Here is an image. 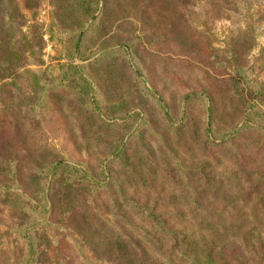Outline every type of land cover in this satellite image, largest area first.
<instances>
[{
	"label": "rangeland",
	"instance_id": "374dc122",
	"mask_svg": "<svg viewBox=\"0 0 264 264\" xmlns=\"http://www.w3.org/2000/svg\"><path fill=\"white\" fill-rule=\"evenodd\" d=\"M150 3L18 0L23 31L44 44L12 71L0 24V164L20 167L30 195L37 166L67 162L87 175L78 181L61 169L54 182L50 172L48 205L52 183L72 184L73 201L36 218L41 261L264 264V188L246 197L254 172H264L263 135L253 129L221 149L202 146L206 134L220 142L213 132L244 122L230 115L236 68L264 81V0ZM115 123L119 131L108 130ZM121 136L128 146L118 156ZM164 220L176 236L162 233ZM22 223L0 194V264H25Z\"/></svg>",
	"mask_w": 264,
	"mask_h": 264
},
{
	"label": "trees",
	"instance_id": "16d2710c",
	"mask_svg": "<svg viewBox=\"0 0 264 264\" xmlns=\"http://www.w3.org/2000/svg\"><path fill=\"white\" fill-rule=\"evenodd\" d=\"M92 1V0H91ZM98 1V0H97ZM168 1V0H167ZM166 0H151L150 7L154 9L155 6L159 8L163 7V3ZM94 7L93 5H90ZM25 16L22 13V10L18 4V0H0V24L4 28L5 33V41L7 45L11 48L10 57L6 60L5 69L8 71H12L14 67L22 66L27 60V54H36L38 47H42L44 44V37L40 33L34 32V34L26 33L23 31V25L25 24L24 20ZM129 47L130 56L132 61H134L135 53L132 51L133 46L129 43L127 45ZM124 50L123 47L118 48ZM117 51V50H116ZM119 52V51H118ZM15 56H18L15 57ZM128 56V55H127ZM135 58V59H134ZM85 65H77L73 64L70 69L75 72L80 68H84ZM236 72L240 75V79L233 83L232 93L230 95L231 102L234 105L233 110L230 115L234 116L237 114L241 119H243V124L239 126V129L235 132L234 125L230 126L224 134L217 135L213 132V137L215 139H223L220 142H216L209 138V135L206 134L205 141H202L203 151L209 152L211 148H216V150L226 147L229 144H234V140L239 138V136L244 135L246 132L251 130H257L263 135L261 138L262 148L264 147V81L257 80L249 74L245 68L237 67ZM10 72H7L8 75ZM138 74V73H136ZM142 80V91L146 94L149 93V88L146 85V81L142 78L141 75H138ZM194 95L192 97H196ZM80 97L77 98L78 102H81ZM217 106L214 109V113L211 114L209 124L207 126V130L214 131L213 122L215 121L214 117L218 116ZM235 113V114H234ZM108 130L117 129L119 131L120 126L115 124H109ZM182 126H186L185 123ZM188 128V126H186ZM181 127L177 128V131H181ZM116 131V133L118 132ZM181 133V132H178ZM124 134V133H123ZM119 135V132L116 134ZM225 139V140H224ZM116 141V140H115ZM177 142H180L178 139ZM122 136L117 138V142H115V147L113 145L112 153H117L118 156L123 154L128 146V143L123 146ZM122 147V148H121ZM121 148V150H120ZM260 148V149H262ZM264 149V148H263ZM15 163V162H14ZM48 165L37 166L35 172L32 174V179L36 181L34 184L36 189L33 194L25 192L24 190V178L21 172L20 167L16 166L11 162L8 166H3L0 164V178L2 177V182L0 184V194L9 201V203L14 206L17 211H20V214L23 218V223L20 224V230L23 232V236L25 239V264H46L42 260V251H40V255L38 253L40 242L43 239V236L37 232L38 228L43 224L37 222L36 218L43 219L44 214H49L52 217L53 212L55 211V207L57 202H61L62 205L67 209L68 206L71 205L73 201V196L71 193L72 184L64 183L62 184L61 190L57 188L55 190L54 183L50 186V191L53 192V204L51 206L47 203V194L45 191V185L48 182L50 172L54 174V182L56 180L57 173L59 170H63L64 173L70 171V175L74 176L75 180L81 181L82 179H86V170L83 167H79L77 165H71L67 162H57L53 167L54 170L49 169ZM205 168H199V172L203 171ZM211 169V168H210ZM66 170V171H65ZM250 172H254L255 170H249ZM254 172L255 177L257 178L256 184L251 185L250 191H247L246 197L249 199L254 193H256V189L264 188V172L256 170ZM244 177L248 179L250 173L246 174L245 171ZM66 176H62L58 179L61 181L65 179ZM57 181V182H58ZM92 183L91 180H87ZM264 198V196H263ZM156 208L154 206V212L152 213V218H159L163 214L155 215ZM161 224V221L158 225ZM162 233L170 234L171 238L176 236L178 233L171 232L170 226L168 225L167 220H164L161 227ZM174 240L177 242L176 237Z\"/></svg>",
	"mask_w": 264,
	"mask_h": 264
}]
</instances>
